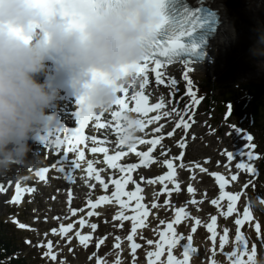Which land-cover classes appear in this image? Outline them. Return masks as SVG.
<instances>
[{
	"label": "clouds",
	"instance_id": "9594fccd",
	"mask_svg": "<svg viewBox=\"0 0 264 264\" xmlns=\"http://www.w3.org/2000/svg\"><path fill=\"white\" fill-rule=\"evenodd\" d=\"M159 23L154 0H96L78 24L35 0H0V176L32 162V144L51 124L48 109L58 89L38 79L50 58L94 112L110 111L119 88L135 78L125 69L150 54ZM253 31L248 56L264 72V22ZM136 120L122 114L129 143L141 131ZM250 264H264V253Z\"/></svg>",
	"mask_w": 264,
	"mask_h": 264
},
{
	"label": "snow or ice",
	"instance_id": "6c2138e0",
	"mask_svg": "<svg viewBox=\"0 0 264 264\" xmlns=\"http://www.w3.org/2000/svg\"><path fill=\"white\" fill-rule=\"evenodd\" d=\"M36 3L41 4L46 8V10L51 12H61L68 19L70 23L78 24L83 16L89 12L95 5L96 0H76L75 6H70L67 3V0H35ZM155 6L158 8L160 13V23L157 27V38L153 41L151 52L148 56L145 57L144 61L138 65L133 66L131 69H125V71H132L134 73V79L127 85L119 88V96L117 97L114 105L110 111L106 112H94L91 107L87 104L86 99L83 96H79L76 100L77 110L74 112L76 127H64L63 124L59 122H52L53 118L50 117L51 124L45 131L38 134L37 142L43 145L45 148L54 147L57 152H59L61 146L63 145V155L59 157L55 163H53L50 167L56 169L60 173H65V165H70L68 169V175L71 174L73 169H79L81 167V162L85 159L84 150L79 145H85V142L91 140L93 144L97 143V139L92 135H85L86 128L89 127V122L94 120L95 127L98 129H105L106 124L101 123V118L106 114L110 113L111 121H115V127L113 128V132L116 133L117 147L123 148L127 147L129 152H135V155L139 157V163H128L126 165L118 164L117 161L124 157L126 153L123 150L115 151L114 155H108L109 149L107 147H96L93 146L89 149L91 153H104V161L108 164L110 168L117 169L119 173V178L112 179L109 177V181L111 184L115 186V190L111 192V197L108 195H100L95 202L91 199L88 200V205L91 209H96L102 202H111V198H114L117 203H119L120 208L124 209L127 207V204L121 200L122 196H127L130 200H136V209H142L144 206L140 204V200L142 199L138 193L141 192V188L137 185L134 191H125V186L130 182L135 184L136 181L133 179L132 173L135 172L139 167L143 166L145 168L148 167L149 164H152L153 157L151 153L154 149H156L157 145H160L161 148L164 146L161 145L162 136L153 139H141L137 137L134 142L129 143L127 138L122 136L123 133V123H122V114L123 113H148L154 112L164 107L163 98L160 99L159 102L152 103L149 106V96L152 94L151 91L146 92V86L149 84V67H151V73L155 74V83L157 85L165 83L164 73L162 69L171 64L174 60H179L181 57H189L191 55L196 54L197 49L201 46V43L204 42L205 33L209 32L212 29L213 23L215 21V15L213 12L207 11V9H202L200 7L189 8L187 4H182L181 0H171V4L175 5L171 9V12L166 11V7L169 5V0H154ZM199 30V31H198ZM190 60H184V64H189ZM187 79V77H185ZM138 82L139 91L136 90V84ZM171 85L174 87L176 85V81L173 79L170 81ZM191 80H188V84L191 85ZM132 88L131 96L128 97L129 88ZM188 95L191 97H195L196 93L193 91H189ZM126 97L128 100L135 101L134 107H129V103L126 102ZM199 100H193V104H199ZM229 113L231 112V104L228 105ZM175 111V109H173ZM185 115L187 114V106L185 108ZM164 116H168V112L163 113ZM180 115V113H177ZM158 119V117L154 116L152 120H149L148 123H152L154 120ZM189 119L191 117L189 116ZM111 121L108 122V127H112ZM136 123L139 125L141 132H143L145 128V123L143 120L138 119ZM183 127L185 133H187L189 129V123L183 121V116H181V121L176 123L175 128ZM161 127L155 128L154 132H161ZM175 128L172 131H169L167 135L171 137ZM235 131L239 133L241 130L236 128ZM54 133H63V139H60L58 136L55 140L50 139ZM245 140L251 141L252 137L250 135L244 136ZM145 144L150 145L147 151H136L137 144ZM179 147L183 149L185 147L184 143H179ZM245 147H254V145H245ZM70 154H73L74 158L69 159ZM163 154V153H162ZM248 158L253 159L252 152L247 153ZM180 156H183V151H181ZM234 156V153L229 152L228 158L231 160ZM180 157H176L179 159ZM164 163L167 166L168 172L164 176H158L156 179L159 180L161 184H164L165 180L172 181L173 176L175 175L173 163L171 160L166 159ZM237 168L246 169L249 173H255L256 169L252 167L251 164L240 163L236 165ZM49 167L40 168L36 171L35 175L39 178L40 181L46 180V173L49 172ZM205 169H201L204 171ZM87 174L89 177H93L96 181L99 182L100 186L105 190L108 189V184L101 178L99 172L93 167V161H87ZM102 171V170H101ZM236 176H232V180H236ZM141 180H144L143 176H140ZM216 181L219 185L220 196L219 200H224L227 198V210L221 211L220 215L223 217H230L236 211L234 205L238 200V195L231 194L230 192H226L225 185L227 181L224 176L216 175ZM155 180H148L147 183L153 184ZM92 185L90 187H94ZM3 189H0L2 191ZM164 189H161L163 191ZM178 190V189H177ZM33 189L30 188H22L20 183H17L15 186V194L11 197V202L15 204H19L21 202L22 195L25 192H31ZM188 192L192 193L193 188L191 186L188 187ZM69 199H71V193L69 192ZM264 202V201H262ZM165 204H168L169 201L165 200ZM193 204L196 203L195 200L192 201ZM213 205H218L219 201L216 199L211 200ZM153 208H156L157 205L155 203L152 204ZM80 211H83L82 209ZM69 212L72 216H75L77 213L76 209L69 208ZM93 211H88L87 216L91 217L95 215ZM148 211H143L141 215L143 217L148 216ZM188 213L184 210V208H179L175 211V219L167 223L164 231L159 233L160 240L163 241L168 246V254H167V264H189L190 253H195L197 250L192 247V237L189 235L187 237V243L183 245V258L177 259L172 254V248L183 239L179 235H176V230L173 227V224H179L181 219L187 217ZM123 217L124 220L129 219L128 216L124 215L123 212H120L114 219H120ZM53 219H57L54 217ZM132 224V233L136 232L138 227L144 226V220L139 216L131 217ZM252 219L251 213L248 207H244L243 209V218L235 219V240L238 242L237 248L233 249L231 253L228 254L229 260L231 264H250L253 260L254 256L257 253V246L253 244L251 247V253L248 252V244L243 235H241V228L239 226L243 225L245 221H249ZM47 217H45V221ZM12 222L16 224L20 229H28L33 230L29 225L19 222L17 219L13 218ZM81 228L87 223V221L81 217L78 221ZM161 224L164 223L163 220L160 221ZM195 224H200V220L196 219ZM216 225H217V217L215 215L211 216L210 223L207 224V231L212 234V239L214 240L216 237ZM93 231L97 229V224L91 223L88 225ZM73 228V224L69 223L66 226L61 223L59 229L52 228L50 229L53 235L59 234L61 237L65 236L69 233ZM257 231L260 229V225H256ZM196 231V227H192V232ZM228 230L225 229V235L220 237L219 243L221 248L224 247L226 243ZM166 233H172L173 236H166ZM48 233H44L46 237ZM78 238L79 244L87 246L88 241L90 240V235H82L79 231L75 233ZM71 240V237H68ZM128 241H132L133 236L129 234L127 236ZM26 244H31V241L26 240ZM149 244L152 243L151 240L148 241ZM37 247H46L48 252L45 255L51 253L52 249V241L48 240L47 244H43L42 242L36 245ZM140 245L136 243L131 244V249L135 251L139 248ZM157 251L155 253L149 252L148 256H155L157 260H159L161 256V244L157 242L156 244ZM71 251V249H70ZM247 256V260L245 261L243 257ZM52 259L55 260L56 256L52 255ZM149 264H154L153 261H149Z\"/></svg>",
	"mask_w": 264,
	"mask_h": 264
},
{
	"label": "rangeland",
	"instance_id": "374dc122",
	"mask_svg": "<svg viewBox=\"0 0 264 264\" xmlns=\"http://www.w3.org/2000/svg\"><path fill=\"white\" fill-rule=\"evenodd\" d=\"M234 19H236L237 22L231 28L228 40L230 42L226 41L224 43H220L214 49H212V53L214 55L213 60L206 65L200 66L192 74V76L195 78L212 79L215 83L216 95L220 102L225 99L223 96H226V92L230 90L237 91L238 88L244 83H264V72L258 71L248 56V48L254 37L253 29L256 27L257 22H264V19L259 17L257 13L255 14L253 12H247L245 15H238L237 17H234ZM244 30L249 32L250 37L246 38L244 42L239 43L237 46L236 41L243 39ZM174 71L178 77V85L173 87L169 84V88L174 92L183 91L182 86L186 85L185 77H188L191 74H189V71L181 68H175ZM165 94H168V92H165ZM175 102L178 103L180 109H182L183 112H185V108L187 106V116L193 118L192 134L189 138V159L200 160L202 163L206 164L208 168L212 169L218 166L220 161H223L224 153L227 151H225L226 148L232 149L238 144L254 145V147L248 148L253 153L258 152L259 155L257 153L254 158L255 165H253L251 161H249V163L256 167V172L254 174L244 172L241 175V183L243 184L240 186V188L242 187L240 190L247 192L246 197L251 198L250 201L252 205L254 204L253 207L256 208L257 212L262 214L264 218V202H262L264 201V115L260 119H254L255 121L252 120L253 118L251 117L250 113L248 115H234L232 117L229 116L228 113L224 112V106L222 107V110H220L218 107L219 110L217 111L215 110L216 107L211 110L208 109L205 103L193 104V99L188 95V92H185L179 99H176ZM225 104L226 102L223 105ZM207 109L209 110L208 112L205 111ZM258 125L259 128H257ZM238 127L243 128L245 133L251 132L254 134V141L252 144L251 141H247L245 139L243 140L242 136H236L235 129ZM189 168L190 166H188V164H184L180 167V171L181 169ZM25 169L27 168L25 167ZM14 171L19 173L20 169L13 168L8 173H10V175H14ZM204 171L203 173L202 171H198L196 172L197 174L192 172L186 177L199 182H204L201 184L202 188L213 187L214 185L212 181ZM178 179L182 180L183 183L185 182V179L182 178V175L180 176L179 171ZM186 181H189V179ZM212 194H215V191ZM30 196L32 198L28 200L25 206H16L11 209L10 205H7V201L2 198L0 200V217L4 216L8 221H10V218L8 217H11V220H13L15 216H20L21 218L29 216L30 220H32L36 218V216H33V213H35L38 219H43V215L47 214L51 208L47 207L45 210H43V208L40 207L39 211H36V201H40V198L38 197L37 200L33 198L32 195ZM44 201L45 200L42 199V202ZM6 223L7 225H5L2 229H4L9 236H12L18 240V244L16 245L18 248V255L22 253V256L24 257L27 254L29 257V264H51L49 259H44L42 257L41 251L34 250L33 246L31 247L25 244L26 238L28 236L32 239L34 238L33 234H30L28 231H17L16 224L13 222V225L7 221ZM38 240H35V243ZM65 247V249L70 254L72 250L70 251L69 247ZM73 247L74 246H72L71 249H73ZM76 251L78 252V250ZM87 251L89 250L85 248L83 250L84 253L82 252L83 264H92L93 261H91V258H89ZM74 254L75 252L71 253V255L68 257L70 264H74L77 261V257H74ZM78 254L81 255L80 252H78ZM205 254L203 255L205 256L203 257L205 259L203 261L204 264L206 263L207 256V254ZM68 259L66 258L65 260ZM56 264H60V262H57Z\"/></svg>",
	"mask_w": 264,
	"mask_h": 264
},
{
	"label": "bare ground",
	"instance_id": "6f19581e",
	"mask_svg": "<svg viewBox=\"0 0 264 264\" xmlns=\"http://www.w3.org/2000/svg\"><path fill=\"white\" fill-rule=\"evenodd\" d=\"M212 4L216 8L221 9V14H222V17H223V23H222L221 31L218 34V36L216 37V39L213 41V43L211 45L212 49H214L220 43H224V42L229 40V34H230V31H231V28L237 22L236 19H234V17H237L238 15H245L247 12H253L255 14L257 13V15H259V17H262L264 19V14H263L264 13V0H214ZM243 32H244L243 33L244 34L243 35V39L236 41V45L237 46L239 45V43L244 42L246 40V38L250 37L249 32H247L246 30H244ZM228 42H230V41H228ZM244 46H245V44H244ZM168 70L170 71L171 67ZM168 139H171V142H173V139L169 138L166 135L165 137H163V141H162L163 144L161 143V145H163L165 147L167 145L170 146V149H171L170 153L172 154V151H175L177 149V147L174 144L173 145H170L171 143L168 144L166 142V140H168ZM36 152H38V150L34 149L33 153H36ZM172 156L175 157L176 155H172ZM240 163L247 164V161L242 159V160H240L239 164ZM43 165H44V163H43ZM179 166H180V164H177V169H178ZM148 168H151V167L148 166L147 168H145V167L141 166L135 172H133V179L136 181V183L133 184V183L130 182L128 185L125 186V191L126 192L132 191V189H131L132 186L133 185H136V186L138 185L141 188V192L138 193V194L141 195L144 198V202L145 203H147L150 206H152L151 201H155V200L154 199H149V196L150 195L151 196L155 195V197H156L155 199L157 200V198H158L157 197V193L156 194H151V193H153L154 189L159 191V188H161V187L157 186L160 182L156 178L158 176H162V172H161L162 170H160V171L159 170L158 171H151V170H148ZM202 173H203V171H202ZM198 174H200V173H198ZM181 175L182 174H180V176ZM229 175L230 174H228V176ZM140 176H143L144 180H141ZM240 177H242V176L240 175ZM32 178L35 179L33 176H32ZM148 180H155L156 182L153 183V184H149V183H147ZM40 182H42V185H48L49 181H48V179H46L45 181H40ZM172 184L180 186V182L177 179H174L172 182H169V186H171ZM231 184H232V189L236 192L237 195H239L241 197L244 193L238 192L236 190V188L239 185H242L243 183H241L239 178H236V180H233L231 182ZM20 185H21L22 188H30V189H32V188L36 189V187H38V185H34L33 186V185L29 184V182L28 183H26V182L25 183H20ZM0 189H3L2 191H0V196H2L4 194V192L7 191V189L5 188L4 185H0ZM168 191H170V188H169ZM33 192L34 191L25 192L22 195L21 201L24 199V196L26 194H32ZM209 193H210L209 190L205 191L203 188L197 189V190L195 189L193 191V193H192L193 197H191L190 199H194L196 201L195 206H192L190 204L187 205L188 216L185 217L178 224V233H179L180 237L183 234H184V236H186L185 232L188 230L190 235L194 236V242L192 244V247H194L197 251L194 253V255L192 257V262L193 263H194V261H198L199 259L202 258L201 254L203 253V250L208 247V249L211 250V254H210V252H208V255H210V258L207 259V263L210 260H212V259H216L215 264H229V263H231V261L229 260L228 254L231 253L233 251V249H236L237 248V244H238V242L235 240V231H233V227H230L229 230L226 228L225 219H223V216L220 215L221 211H226L227 210V207L225 206V202L219 200L216 195H215L216 197L213 196L210 199L209 198L210 197ZM100 195H108L109 197H111V192L110 191H98V192L95 193V196L99 197ZM98 197H96V198H98ZM169 197L175 199L174 195H171ZM213 199H216V200L219 201L218 205H214L218 209V213L215 212L214 210H213L214 212L213 211L210 212L211 216L215 215L219 219V221L217 223L218 228L216 230V233L219 234V237H218V239L215 237L214 240L212 239V234L211 235L207 234L206 236H204V235H202V232H199V231L196 232V233L190 232V229L192 228V226H194L196 219H199L201 221V223L205 224L211 218V217H207V216H202L201 211L203 209H205L206 205H207V204L204 203V201L207 200V201H209L211 203V200H213ZM114 204H115V199L114 198H111V202H103L102 205L99 206L98 209L95 211L96 214L93 217V219L91 218L90 220L89 219L86 220L87 223H86V225H84L83 228H81V226L77 224V220H75L76 224H73V228L72 229H75L76 232L79 231L81 234L82 233H86L87 235H90L91 238H93L95 234L93 233V231L88 230V227H89L88 225L91 224V223L97 224L96 231H99L100 229L101 230L104 229L105 227H103V224L100 225L98 220H96V219L101 217L102 212H104L108 206H109L108 207V211L105 212V213H110V211L112 212V210H116L117 207ZM169 204L170 203L165 204V208L164 209H159L156 213L154 211V214L152 215L151 219L148 221L149 228H153L154 229V231L152 233H154L155 230L159 226L162 227V224L160 223V221L162 219L163 220L164 219H168L169 216L171 215V208L169 207ZM242 205H248L247 207L249 208V211H250L251 216H252V219L249 220V221H253L255 223V222H258V221L261 220V217L257 214L256 209L250 204L249 201H246V200L238 202V204L236 206V211L232 214V216L228 217V219H234V220L237 219V218H241L242 219L243 218ZM208 207H209V204L207 205V208ZM127 209H128V207H126L124 209H117L116 211H114V213L113 212H112V214L110 213L111 214V217H109L110 223L111 224L113 223L116 226L119 225V224H122V223H126V221L128 223V220H125L124 222L123 221H116L115 222L113 220V215H116L118 212L126 211L125 215L128 216ZM69 215L70 214L66 215L67 217H69V220L68 221H63L61 223H64V222L65 223H72V221H74V218L69 216ZM84 216H85L84 214L81 215V217H84ZM204 217L206 219H204ZM91 220H93V221H91ZM122 220H124V219H122ZM49 225H51V226L49 228H46V231H44L41 236H42V238H45L44 233H48L46 237L47 238L50 237L52 241H55L56 240L55 236H57V235H54V237H53V234L50 231V229L53 228L54 224H53V222H49ZM243 225L245 226V230L244 231H246L248 236H249V242L250 243L248 244V252H250L251 246L254 243H256L258 245L257 255L259 256L261 253H264V224L262 225V231L260 232L259 235L255 234L253 231H251V228L248 225V221H245V223ZM36 229H37V231H39L38 228H36ZM225 229L228 230L227 237H226V243H225L224 247L221 248L219 240H220L221 236L225 235ZM109 234H112L113 236H115L116 237V241H118L120 239L119 233L116 231V229H113V228L110 229L109 232L103 236V238L107 239ZM69 235H71V231L66 234V237H68ZM141 235L145 236V237H150L152 234L147 233L146 230H143L142 232L139 233L137 243H143L144 242V240H139ZM57 237L59 238V240L63 239V238H61V236L59 234H58ZM212 241H214V244H212ZM89 243H90V240L88 241L87 245ZM76 244H77L78 248H81V245H79L78 243H76ZM151 244H153V241H152ZM143 247L147 248V249L150 248V246L147 245L146 243H143ZM88 248L90 249L92 254L96 253V250L93 247L89 246ZM104 250H106V249L102 248V249L98 250L99 252L101 251L99 253V255L105 254L106 252H104ZM124 250L125 249H123V250L120 249V250L116 251V250L111 249L112 252L116 251V256H117V254H122ZM126 254H128V252H126ZM136 255H137V252H136ZM203 257H205V256H203ZM123 258H124V256H121L120 259L122 260ZM79 259H81V257ZM136 259H139V258L137 257ZM246 260L247 259H246V256H245V261Z\"/></svg>",
	"mask_w": 264,
	"mask_h": 264
},
{
	"label": "trees",
	"instance_id": "16d2710c",
	"mask_svg": "<svg viewBox=\"0 0 264 264\" xmlns=\"http://www.w3.org/2000/svg\"><path fill=\"white\" fill-rule=\"evenodd\" d=\"M198 100H203L211 108L217 106L219 102L215 98V83L211 79H203L194 87ZM226 94V102L236 104L235 113L242 115L251 112L254 118L261 116L264 109V83H244L238 90H230ZM11 242L4 238L0 240V264H15L14 260H6V253Z\"/></svg>",
	"mask_w": 264,
	"mask_h": 264
}]
</instances>
